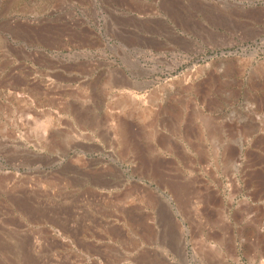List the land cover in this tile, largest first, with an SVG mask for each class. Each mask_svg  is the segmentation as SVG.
Segmentation results:
<instances>
[{
    "label": "rangeland",
    "instance_id": "rangeland-1",
    "mask_svg": "<svg viewBox=\"0 0 264 264\" xmlns=\"http://www.w3.org/2000/svg\"><path fill=\"white\" fill-rule=\"evenodd\" d=\"M2 263L264 264V0H0Z\"/></svg>",
    "mask_w": 264,
    "mask_h": 264
},
{
    "label": "bare ground",
    "instance_id": "bare-ground-1",
    "mask_svg": "<svg viewBox=\"0 0 264 264\" xmlns=\"http://www.w3.org/2000/svg\"><path fill=\"white\" fill-rule=\"evenodd\" d=\"M170 142V141H169ZM167 147V146H166ZM3 264V263H2Z\"/></svg>",
    "mask_w": 264,
    "mask_h": 264
}]
</instances>
